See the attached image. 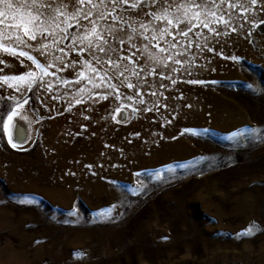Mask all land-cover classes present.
Segmentation results:
<instances>
[{
	"label": "rangeland",
	"instance_id": "rangeland-1",
	"mask_svg": "<svg viewBox=\"0 0 264 264\" xmlns=\"http://www.w3.org/2000/svg\"><path fill=\"white\" fill-rule=\"evenodd\" d=\"M35 2L61 27L79 7ZM189 3L117 7L96 22L102 39L93 43L109 52L97 51L99 62L72 51L80 46L73 35L92 25L69 19L66 33L56 30L63 43L38 36L22 46L49 75L0 52V76L43 77L31 88L0 81V98H9L0 99V264H264V139H245L264 129V0H195L202 8L194 11L226 21L210 25L219 36L202 25L178 34L198 23L178 10ZM111 9L105 0L101 10ZM165 12L184 23L155 19ZM164 27L173 36L152 40ZM42 44L50 55L40 54ZM14 101L22 105L10 122L15 147L3 124Z\"/></svg>",
	"mask_w": 264,
	"mask_h": 264
},
{
	"label": "snow or ice",
	"instance_id": "snow-or-ice-1",
	"mask_svg": "<svg viewBox=\"0 0 264 264\" xmlns=\"http://www.w3.org/2000/svg\"><path fill=\"white\" fill-rule=\"evenodd\" d=\"M109 3L112 4L111 11H102V7L105 6V0H99V3H95V0H77V3L79 4V7L76 10L75 16L73 17H66L63 21V24L65 27H61L60 23L55 22V18H52V22H49V20L43 19V13L40 12V9L45 7L44 4H37L35 0H32L31 3L27 2H18L14 5L12 0H0V5L3 7L0 8V25H4L3 32L0 33V52L6 53L11 56H21V57H27L29 60H32L34 63H36L37 68L40 72H43L44 75H49L48 70L46 67H43L41 64L36 62L33 58V56L29 55L27 52L22 50V46H27V41H35L37 40L38 36L43 37L45 40L48 39L49 36L56 37L57 40H59L60 43H63L65 39H68L67 35L58 36L57 35V29L59 30V33H66L67 28L72 27L73 25L68 23L69 19L75 20L76 17H79L83 20H88L89 23L92 25L90 30H86L84 33L79 35H73L72 41L73 44H75L77 41L79 42V47H73L72 51L78 52V53H84L86 51H90L93 54V58L97 59V62H99V59L96 57V52L99 51L100 53L109 54L108 50L102 46H98L97 44L93 43V39L96 41H100L102 39L101 35L97 31L96 22L100 20H104L106 16H113L117 7L122 6L123 4L127 3L128 0H108ZM141 0H136V4L140 3ZM156 0H153V3H155ZM207 3V0H205ZM252 5H255L258 0H250ZM89 5V10L86 11L85 14H81V10L84 9L85 5ZM136 4H131L130 7L135 8ZM62 7H67V5H62ZM184 9V21H188L191 23L193 20L197 21L198 23H191V27L187 29V31L180 30L178 32L181 36H188V33L191 32L192 28L197 27L199 25H202L204 28L208 29L210 33H213L217 36L221 35L215 28L211 27L210 25L215 24L217 22L219 23H226V21L223 20L222 17H218L217 13L215 11H209L207 13H204L203 11H194L195 9H201L202 6L195 3V0H190V3L188 5H180L179 8ZM213 7H215V4L213 3ZM230 8L237 7L236 4H229ZM35 9V11H33ZM249 9L244 8V11H248ZM93 11H96L98 15L96 16L95 21L91 20L90 18L93 17ZM57 15H62V13L57 12ZM203 15V19H201V16ZM211 17V19H209ZM5 18H10L11 23H5ZM156 20H167V25L171 28H176L177 25H181L184 23L179 18H168L167 12H165L162 16H156ZM79 27V24L76 25ZM256 25H253L255 27ZM142 28H144V31L147 32V28L144 25H141ZM169 27H164L160 30L159 39H157L156 35H153L151 37L152 40H157V43H159V40L164 39V35L167 34L168 36L172 37L173 33L169 31ZM232 31H235V29H232ZM226 35V33H225ZM25 38H27L25 40ZM146 40L148 39L147 36L144 37ZM174 38V37H173ZM51 43L55 44L56 40L51 41ZM123 43V41H121ZM173 48L176 47V44L171 45ZM189 46H191V41H189ZM153 47H156L154 44ZM57 51L63 53L64 56H67L68 53L65 52L64 48H57ZM161 52H166L167 49L161 47L159 49ZM207 51L211 52L213 49L211 47L207 48ZM40 54L41 55H50L51 53L48 52V44H42L40 45ZM55 59H58V57L53 58V62ZM152 59H156V57H152ZM169 59H172L171 56H169ZM157 63H159V60H156ZM4 61L0 60V64H3ZM106 63H112L111 60L106 61ZM176 64H180L181 62L179 60L175 61ZM53 66V63H50L48 67ZM86 67L90 66L85 63ZM67 67V65H65ZM91 71L95 72V69H91ZM175 70V69H174ZM152 72H149L148 75H152ZM43 79L42 76H39L38 73H33L31 71L27 72L26 74L20 75V76H14V77H8V76H0V81L8 82L9 80L15 81L18 84H24L27 83L28 87L31 88L32 84L36 81V79ZM77 78L80 80H83L86 78V74L84 71H80L77 74ZM191 83H198L199 81H189ZM65 83H68V81H65ZM175 83V81H173ZM11 87V84H9ZM94 87H98V85L94 84ZM128 88H133L134 86L132 84H127ZM7 100L9 98L4 97L0 98ZM82 101L77 100L76 103H81ZM28 101L25 100L24 104H27ZM140 103H143V100L140 101ZM14 107L10 108V111L8 112V116L6 119H4V130L5 135L8 136V143L15 147V144L12 143L13 137L9 133V129L13 128V125L10 123L14 117H19L20 113L18 112V109L22 107V105L18 101H14ZM3 108H0V111H3ZM145 111H150L149 109H145ZM87 119V117H85ZM249 135L245 136V139H264V129H255L251 128L248 130ZM259 132L261 135L259 137H255L253 134ZM253 231V229H248L246 232L238 234V235H247L250 234Z\"/></svg>",
	"mask_w": 264,
	"mask_h": 264
}]
</instances>
